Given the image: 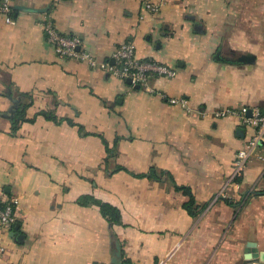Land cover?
I'll return each instance as SVG.
<instances>
[{
  "label": "crops",
  "instance_id": "0c3cea01",
  "mask_svg": "<svg viewBox=\"0 0 264 264\" xmlns=\"http://www.w3.org/2000/svg\"><path fill=\"white\" fill-rule=\"evenodd\" d=\"M12 17L0 16V201L19 205L0 264H264V147L234 188L254 129L215 117L264 112V0H15ZM48 23L100 62L129 43L177 77L149 92L60 58ZM20 94L31 105L14 134Z\"/></svg>",
  "mask_w": 264,
  "mask_h": 264
},
{
  "label": "built area",
  "instance_id": "2783aa9c",
  "mask_svg": "<svg viewBox=\"0 0 264 264\" xmlns=\"http://www.w3.org/2000/svg\"><path fill=\"white\" fill-rule=\"evenodd\" d=\"M15 0H0V16L5 22L14 25L12 17ZM144 8L153 14L160 11V6L152 2H145ZM44 31L49 44L54 48L56 54L63 59H71L82 62L92 69H99L107 72L110 76L128 81L133 86H140L146 91L150 90L149 81L152 78L174 79L177 77V70L152 60L140 59L133 44H122L111 55L113 63L100 62L84 49V42L81 38L61 33L54 25L48 23ZM172 105L183 106L186 109L189 101L182 98L170 99ZM217 119H233L241 126L252 127L254 133L248 142V149L237 152L234 161V170L229 182L236 189L241 188L240 179L246 170L252 153L259 146L264 147V112L254 108L249 116L246 109L228 108L215 113ZM228 194H221L214 200L229 199ZM19 202L0 201V235L12 230L17 222V208Z\"/></svg>",
  "mask_w": 264,
  "mask_h": 264
},
{
  "label": "trees",
  "instance_id": "16d2710c",
  "mask_svg": "<svg viewBox=\"0 0 264 264\" xmlns=\"http://www.w3.org/2000/svg\"><path fill=\"white\" fill-rule=\"evenodd\" d=\"M19 97H20V100H22V101L21 102L20 101L15 102V106L12 109V111L10 112V116H9L10 121L12 123V132L14 134H16L18 132L20 126L27 121L26 111L31 105L30 103L29 104L25 103V101L31 100L28 96L20 94ZM51 119H54V118L51 117ZM120 170H123V169L119 168L118 171H120ZM142 177L157 179L156 171L152 169L149 174L144 175ZM176 190L177 191L181 190L185 194L190 196L191 201L186 206V209L188 210L190 215L195 216L196 215V208H195L194 197L192 196L191 192L186 188H181V187H177V186H176ZM227 203L231 206H235V207L237 206L238 207V204H233V203H229V202H227ZM239 206H240V204H239ZM100 208H101L102 214L106 218H108V220L111 223L117 224L120 222V212L116 208H114L110 205H105V204L101 205Z\"/></svg>",
  "mask_w": 264,
  "mask_h": 264
},
{
  "label": "water",
  "instance_id": "95a60500",
  "mask_svg": "<svg viewBox=\"0 0 264 264\" xmlns=\"http://www.w3.org/2000/svg\"><path fill=\"white\" fill-rule=\"evenodd\" d=\"M127 82H128L129 84H131L130 80H128ZM137 88H140V87L137 86ZM249 116H250V114H249ZM248 193H249V194H254V192H250V191H248L247 194H248ZM18 239L20 240V237H18ZM126 264H128V263H126Z\"/></svg>",
  "mask_w": 264,
  "mask_h": 264
}]
</instances>
